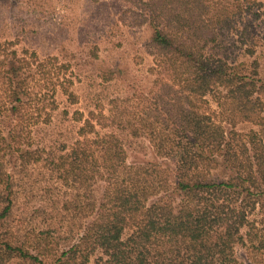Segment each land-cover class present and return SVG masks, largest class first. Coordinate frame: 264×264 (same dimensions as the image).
<instances>
[{
	"label": "trees",
	"instance_id": "1",
	"mask_svg": "<svg viewBox=\"0 0 264 264\" xmlns=\"http://www.w3.org/2000/svg\"><path fill=\"white\" fill-rule=\"evenodd\" d=\"M139 2L150 30L152 107L132 117L116 106L109 115L91 113L69 145L44 159L46 145L31 134L50 122L57 88L77 102L73 81L55 58L0 44V223L12 214L17 174L30 162L50 161L57 193L63 186L73 192L51 199L56 214L70 213L58 221L70 226L66 244L50 236L51 225L30 228L21 241L0 238V264H90L93 256V264H241L242 231L255 229L250 216L264 206L262 4ZM108 121L147 137L156 160L128 162L123 139L101 132ZM241 123L256 128L237 130ZM75 219L82 220L76 229Z\"/></svg>",
	"mask_w": 264,
	"mask_h": 264
},
{
	"label": "rangeland",
	"instance_id": "2",
	"mask_svg": "<svg viewBox=\"0 0 264 264\" xmlns=\"http://www.w3.org/2000/svg\"><path fill=\"white\" fill-rule=\"evenodd\" d=\"M257 1L264 12V0ZM140 13L139 0H0V44L15 42L13 48L18 53L34 52L39 60L52 58V62L55 58L57 67L64 65L73 81L71 90L77 102L70 104L57 88L54 94L57 109L51 112L50 122L39 124L31 134L34 144L46 145L42 159L50 150L56 153L57 148L69 145L77 128L91 113L109 115L116 106L125 111V117H132L133 113L142 116L145 106L155 102L157 89L151 83L155 76L150 71L153 62L149 54L152 49L147 46L150 30ZM260 30L264 32V18L260 20ZM259 61L264 73V55ZM262 100L264 115L263 96ZM158 106H162L160 98ZM154 113L161 114L157 110ZM79 117L82 120L76 121ZM109 124L110 121L101 132L112 130L123 139L128 162L156 160L147 137H132L126 134L127 129ZM252 127L256 128L251 123H241L235 128ZM48 162H30L20 168L17 197L12 214L0 223V238L14 236V241H21L26 230L51 225L54 229L50 236L60 245L66 244L65 232L70 226H62L58 221L65 214L69 219L70 213L60 209L56 214L50 208L51 199L59 201L60 193H68L65 197H69L73 192L63 186L57 193L55 187L60 185L54 183V172ZM39 205H43V212L35 210ZM253 214L250 217L255 229H243L244 244L236 247L241 264H264V206H256ZM81 222L71 221L75 229ZM253 235L258 239L251 242ZM5 264L28 263L13 258Z\"/></svg>",
	"mask_w": 264,
	"mask_h": 264
}]
</instances>
